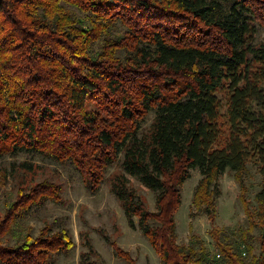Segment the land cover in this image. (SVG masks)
I'll return each mask as SVG.
<instances>
[{"label":"trees","instance_id":"1","mask_svg":"<svg viewBox=\"0 0 264 264\" xmlns=\"http://www.w3.org/2000/svg\"><path fill=\"white\" fill-rule=\"evenodd\" d=\"M260 29L264 0H0V161L70 165L91 194L118 165L111 192L164 264H264ZM249 164L261 181L254 211L241 195V240L212 229L213 259L197 238L178 245L174 216L191 172L201 177L192 209L213 222L219 178L231 172L245 193ZM127 178L156 194V212ZM59 195L44 181L4 205L0 264H52L73 247L66 230L34 237L22 223ZM254 230L259 253L243 258Z\"/></svg>","mask_w":264,"mask_h":264},{"label":"rangeland","instance_id":"2","mask_svg":"<svg viewBox=\"0 0 264 264\" xmlns=\"http://www.w3.org/2000/svg\"><path fill=\"white\" fill-rule=\"evenodd\" d=\"M259 31L262 38L264 32L262 29ZM29 166L31 170H28ZM119 174L121 170L115 165L109 170L108 179L100 190L91 194L70 165L57 164L36 155L6 157L0 161V221L6 203L13 201L19 194L25 195L37 184L48 181L59 186L60 199L32 209L22 223L31 230L34 237L42 234L48 236L62 230L68 232L73 247L66 254L53 256L52 264H81L82 255L89 258V264H164L142 231L128 226L122 205L111 192L110 181ZM127 179L129 188L146 209L156 212V194L143 187L137 179ZM200 179V174L193 171L181 188V205L174 216L176 243L186 245L190 238H197L213 259L217 252L210 236L211 230L217 229L232 241L241 240L248 223L240 198L243 194L254 211V198L261 177L257 168L249 164L241 179L245 188V193H242L240 182L234 174L226 171L217 183L220 195L213 222L192 209L193 194ZM134 221L136 223V219ZM251 246V256L246 253L242 255L243 258L249 259L259 253L256 230L252 232ZM240 251L245 250L241 247Z\"/></svg>","mask_w":264,"mask_h":264}]
</instances>
